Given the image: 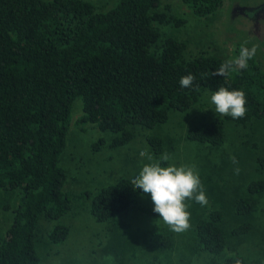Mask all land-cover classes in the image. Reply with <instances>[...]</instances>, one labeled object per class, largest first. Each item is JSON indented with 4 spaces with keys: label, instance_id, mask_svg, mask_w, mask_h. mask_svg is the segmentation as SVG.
<instances>
[{
    "label": "trees",
    "instance_id": "obj_1",
    "mask_svg": "<svg viewBox=\"0 0 264 264\" xmlns=\"http://www.w3.org/2000/svg\"><path fill=\"white\" fill-rule=\"evenodd\" d=\"M200 18L212 15L222 0H180ZM161 0H115L99 11L83 0H0V190L14 191L16 205L0 239V264H37L35 247L40 217L57 220L70 210L71 193L63 190L66 171L59 164L69 128L74 99L81 102L78 125L92 124L107 133L90 148H119L134 139L135 129H152L167 121L169 111L184 112L199 100L200 92L220 86L246 94V115L233 120L214 116L190 126L185 138L218 147L224 141L223 124L244 125L264 120V70L255 57L246 69L228 76L211 75L226 58L197 55L186 58L185 42L162 38L157 24L179 26L183 19L158 11ZM241 46V45H240ZM238 46L233 56L238 55ZM192 73L195 88H182L181 76ZM143 139L155 157L164 152L156 135ZM264 173V156L255 158ZM131 179L120 177L78 196L88 201L96 222L117 224L134 198ZM246 195L234 199L235 214L253 210L251 195L264 193V179L250 180ZM143 213L152 209L142 208ZM220 208L209 210L193 225L197 246L206 258L200 264H234L240 254H226L220 226ZM247 221L229 228V236L246 234ZM68 226L56 223L46 233L51 244L63 242ZM158 249L171 246L161 235Z\"/></svg>",
    "mask_w": 264,
    "mask_h": 264
},
{
    "label": "rangeland",
    "instance_id": "obj_2",
    "mask_svg": "<svg viewBox=\"0 0 264 264\" xmlns=\"http://www.w3.org/2000/svg\"><path fill=\"white\" fill-rule=\"evenodd\" d=\"M90 2L99 11L110 8L115 0H83ZM234 1L222 0L221 6L205 18L194 16L180 0H161L158 11L183 19L179 26L157 24L162 38L173 37L185 42V57L213 55L232 57L234 50L248 41L249 47L258 45L255 58L264 70L262 32L251 29L246 18L231 13ZM167 6V9L164 7ZM264 16V8L262 9ZM81 102L74 99L70 108L69 128L65 147L59 164L66 171L63 190L71 193L70 210L57 220L40 217L37 223L35 247L39 257L37 264H104L103 258L111 254L115 264H200L206 258L197 246L193 230L194 222L209 210L220 208V226L226 239V254H240L246 264H264V193L251 195L255 206L247 214H235L234 199L246 195L245 186L250 180L264 179V173L256 169L255 158L264 156V120H255L244 125L231 121L223 124L224 141L218 147L190 141L185 138L186 130L198 122L221 116L215 112L206 91L200 92L198 102L184 112L169 111L167 121L152 129H135V137L125 146L93 151L90 145L97 138L108 139L107 133L98 131L92 124L78 125ZM156 135L164 141V152L171 159L169 163L195 164L207 190L208 205L201 207L194 201L188 203L191 213V228L176 234L159 221L158 213H143L142 208H154L150 194H139L134 198L132 208L115 225L96 222L88 213V201L78 194L92 191L115 179L134 178L142 167L138 155L141 149H148L143 136ZM235 156L239 164L234 166L229 157ZM239 167V174L234 167ZM14 191L0 190V239L9 225L12 209L16 205ZM247 221L250 230L240 236H229L230 227ZM68 226L66 239L51 244L46 233L53 224ZM170 237L171 246L159 250L157 240L161 235Z\"/></svg>",
    "mask_w": 264,
    "mask_h": 264
},
{
    "label": "clouds",
    "instance_id": "obj_3",
    "mask_svg": "<svg viewBox=\"0 0 264 264\" xmlns=\"http://www.w3.org/2000/svg\"><path fill=\"white\" fill-rule=\"evenodd\" d=\"M245 41L240 47L238 55L223 61L211 75L226 77L234 69H246L248 61L256 56L258 45L248 47ZM195 76L192 73L181 76L180 86L182 88H195L199 91V85L195 84ZM211 103L215 106V112L221 116H229L233 120L242 119L246 115V94L243 90H229L220 86L218 90L212 91ZM142 162L138 174L131 179L133 189H140L145 194H150L154 204L153 211L159 214V221H162L170 231L176 234L187 232L191 228V213L188 210L194 201L201 207L208 205L207 190L201 181L199 170L195 164H181L177 166L169 163L171 157L165 151L159 158L144 148L138 153ZM231 163L239 164L235 156L229 157ZM234 173L239 174L240 168L234 167ZM104 264H115V257L106 255ZM234 264H241L235 260Z\"/></svg>",
    "mask_w": 264,
    "mask_h": 264
},
{
    "label": "flooded vegetation",
    "instance_id": "obj_4",
    "mask_svg": "<svg viewBox=\"0 0 264 264\" xmlns=\"http://www.w3.org/2000/svg\"><path fill=\"white\" fill-rule=\"evenodd\" d=\"M263 8L264 0H242V2L238 3L234 1L232 7L230 8V12H237V14L245 17L246 23L248 22V24L250 25V27H248L249 31H251V29L255 30L257 28L258 31L262 32L261 40L262 50L264 52V16H262Z\"/></svg>",
    "mask_w": 264,
    "mask_h": 264
}]
</instances>
